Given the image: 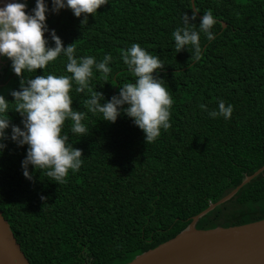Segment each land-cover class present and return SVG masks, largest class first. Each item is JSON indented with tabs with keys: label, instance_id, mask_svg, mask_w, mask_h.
Wrapping results in <instances>:
<instances>
[{
	"label": "trees",
	"instance_id": "obj_1",
	"mask_svg": "<svg viewBox=\"0 0 264 264\" xmlns=\"http://www.w3.org/2000/svg\"><path fill=\"white\" fill-rule=\"evenodd\" d=\"M191 1L107 0L94 16L88 14L84 27L67 8L46 13L48 28L64 45L73 43L76 56L113 57L109 75L93 70L90 90L107 99L133 82L120 52L137 43L163 61L154 74L165 82L172 104L169 129L152 143H145L143 132L123 114L114 123L87 114L82 122L88 134L81 137L68 133L65 121L62 134L81 150L82 164L74 173L69 170L62 184L31 166L33 178L25 179L20 162L27 146L4 141L0 210L31 264H127L176 237L194 216L264 166V0H194L192 23L198 24L204 11L217 21L211 41L201 34L196 62L187 50L176 53L170 36L180 15L194 12ZM22 2L35 5V0ZM7 60L0 94L12 102L8 91L18 90L20 78ZM48 73L68 75L59 57L46 65L43 74ZM40 74L37 69L26 75ZM74 87L71 107L86 111L81 106L86 96ZM220 99L233 107L228 120L209 118L198 107L215 109ZM8 117L21 126L15 111ZM263 219L264 171L200 219L197 228Z\"/></svg>",
	"mask_w": 264,
	"mask_h": 264
},
{
	"label": "clouds",
	"instance_id": "obj_2",
	"mask_svg": "<svg viewBox=\"0 0 264 264\" xmlns=\"http://www.w3.org/2000/svg\"><path fill=\"white\" fill-rule=\"evenodd\" d=\"M107 3V0H51V9L46 0H35V5L25 11L27 5L22 0H11L0 7V57L10 61V69L19 79L18 90L11 89L9 102L0 94V154L10 140L17 147L27 146L25 156L20 162L23 177L31 182L32 172L40 174L51 182L62 184L66 176L79 170L82 153L69 142L68 133L87 135L82 121L87 114H99L102 120L114 123L123 114L131 119L134 126L144 134V142L152 143L170 127L169 116L172 97L164 86V81L154 73L163 67V61L151 55L137 43L122 49L120 59L134 78L133 82L119 87L116 94L105 99L104 95L90 90L93 70L104 76L110 74L109 63L113 57L105 53L102 59L94 56H76L73 43L64 45L54 29L46 24V13H57L61 9L71 10L74 17L81 18L80 26L87 24L88 14ZM196 12L189 16L180 15L178 26L170 36L176 53L187 50L193 62L201 56L200 36L211 41L214 33L212 26L217 23L211 11H204L198 24ZM47 33V35H45ZM51 42V43H50ZM60 58L64 72L68 75L43 74L50 62ZM41 70L40 75H26ZM84 93L86 98L81 105L85 110L71 107L73 98L69 89ZM207 111L209 118L218 116L228 120L233 111L220 99L216 108L208 110L205 105H198ZM15 111L20 116V125L11 124L8 112ZM65 121L70 122L67 134H62ZM10 129V132L6 131ZM41 200L45 198L40 197Z\"/></svg>",
	"mask_w": 264,
	"mask_h": 264
},
{
	"label": "water",
	"instance_id": "obj_3",
	"mask_svg": "<svg viewBox=\"0 0 264 264\" xmlns=\"http://www.w3.org/2000/svg\"><path fill=\"white\" fill-rule=\"evenodd\" d=\"M11 0H0V7ZM192 8L196 11L194 0ZM225 28L226 24L222 23ZM0 57V69L3 64ZM264 171L261 167L230 194L192 218L176 237L136 256L127 264H264V219L240 226L198 229L204 216L229 202L249 182ZM0 264H31L0 210Z\"/></svg>",
	"mask_w": 264,
	"mask_h": 264
},
{
	"label": "flooded vegetation",
	"instance_id": "obj_4",
	"mask_svg": "<svg viewBox=\"0 0 264 264\" xmlns=\"http://www.w3.org/2000/svg\"><path fill=\"white\" fill-rule=\"evenodd\" d=\"M33 3H34V2H33ZM50 7H51V4L49 3V9H51ZM30 9H32V8H30V7L27 6L26 9H25V11L27 12V11H29ZM3 58L5 59V57H3ZM5 60H7V58H6ZM7 61H8V60H7ZM2 66H3V65H2ZM2 66H1V67H2ZM0 73H1V69H0Z\"/></svg>",
	"mask_w": 264,
	"mask_h": 264
},
{
	"label": "rangeland",
	"instance_id": "obj_5",
	"mask_svg": "<svg viewBox=\"0 0 264 264\" xmlns=\"http://www.w3.org/2000/svg\"><path fill=\"white\" fill-rule=\"evenodd\" d=\"M2 58H3V57H2ZM6 61H7V60H5V59L3 58V62H4L3 64H5V63H6Z\"/></svg>",
	"mask_w": 264,
	"mask_h": 264
},
{
	"label": "bare ground",
	"instance_id": "obj_6",
	"mask_svg": "<svg viewBox=\"0 0 264 264\" xmlns=\"http://www.w3.org/2000/svg\"><path fill=\"white\" fill-rule=\"evenodd\" d=\"M6 63H7V61H6Z\"/></svg>",
	"mask_w": 264,
	"mask_h": 264
}]
</instances>
